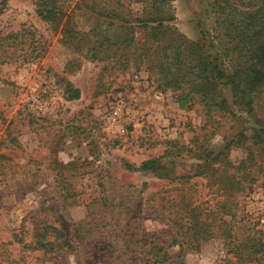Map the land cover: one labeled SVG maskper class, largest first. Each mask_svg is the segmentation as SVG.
Masks as SVG:
<instances>
[{
	"label": "rangeland",
	"instance_id": "374dc122",
	"mask_svg": "<svg viewBox=\"0 0 264 264\" xmlns=\"http://www.w3.org/2000/svg\"><path fill=\"white\" fill-rule=\"evenodd\" d=\"M54 1L61 23L42 20L35 0H0V264H249L264 256L256 251L264 242V90L251 114L231 91L227 112L195 93L180 107L182 92L159 87L145 63L176 36L214 58L210 0L159 9L169 17L166 38L145 28L153 0ZM66 17L78 36L61 32ZM125 38L135 42L129 65L108 58ZM135 44L150 48L141 66ZM205 150L225 154L216 172L194 176ZM155 159L157 169H141ZM239 164L248 175L238 189L207 185L211 176L230 180ZM187 197L229 214L221 224L228 247V231L216 227L197 251L175 245L166 219ZM46 229L52 243L38 247Z\"/></svg>",
	"mask_w": 264,
	"mask_h": 264
},
{
	"label": "trees",
	"instance_id": "16d2710c",
	"mask_svg": "<svg viewBox=\"0 0 264 264\" xmlns=\"http://www.w3.org/2000/svg\"><path fill=\"white\" fill-rule=\"evenodd\" d=\"M173 1L153 0L148 4L151 6L149 12H155V14L148 16L149 14L145 11L147 16L144 24H146L145 28L151 30L156 37L159 33L162 37L168 36L169 28L164 26L163 22L168 21L169 17H166L163 10L159 9L170 6ZM35 3L39 7L38 13L42 20L52 21L54 19L61 23L64 19L65 16L58 10L54 0H35ZM208 5L213 17L209 43L210 47L215 50L214 58L211 57V54L205 53L203 46L190 43L182 36H176L168 37L165 44L158 42L157 44L161 45L160 49L157 48L159 53L154 50L153 58H149L150 62L145 63H147V68L149 66V70L155 71L158 75L159 87L182 92V95L177 98L180 107H184L192 99V94H198L205 102V107H213L218 111L227 112L229 111L231 91L241 104L247 106L248 112L251 114L254 111L255 93L264 90V0H210ZM155 24L156 26H154ZM161 28H165V30L161 31ZM61 32L64 35L78 36V32H75L70 26L69 17L65 18ZM134 43L133 38H125L108 58L113 62L129 65L127 53ZM134 48H138L142 52L136 60V64L141 66L145 59H148L145 54L150 51V48L143 45L137 47V44L134 45ZM95 49L93 48V50ZM182 87L187 88L186 93L184 88L181 89ZM257 138L264 145L263 140L259 136ZM214 153L207 150L201 153L203 156H200L199 159L204 162L198 167L199 170L194 176L201 177L210 171L218 170V168L214 169L212 164L219 161L225 153H215V155ZM211 156L214 157L211 159ZM159 165V161L156 159L149 160L142 165L141 169L144 171L157 169ZM232 168V174L229 175L230 180L218 182L214 176H211L207 185L221 183L217 187V190L221 191L238 189L241 185L239 178L246 177L248 173L243 172L242 174L244 170L242 164L232 166ZM254 181L255 179L251 180V182ZM243 189L244 187L240 188L241 191ZM185 200L184 202L181 200L178 203L177 211L166 219L176 229L173 240L175 245H178L181 250L197 251L203 243L215 237L217 232L213 230V227H216L217 230L228 231L224 233L226 235L225 246L228 247L230 244L226 245V241L231 238L230 228L221 224L229 226L230 221L227 219L229 214L218 213L210 206L204 205L206 203H203L206 207H201V204L194 203L192 197H187ZM226 200H230L229 204L236 205V201L231 198L224 199L222 204H226ZM220 225L223 227L219 228ZM47 228L55 230V228ZM46 234L47 229L39 236L42 241L35 245L42 248L51 245L52 242L45 239ZM59 241H62V252L69 253L67 241H63V239ZM59 241H57L58 246ZM263 248L264 242H258L256 251L259 252ZM227 252H232V248L229 247ZM261 253H264V250ZM180 255L177 257L179 258ZM164 257L166 260L162 258V263L169 262V255L164 254ZM173 264H181V262L175 261ZM223 264H232V262L226 260ZM249 264H264V256L261 254L259 258Z\"/></svg>",
	"mask_w": 264,
	"mask_h": 264
}]
</instances>
